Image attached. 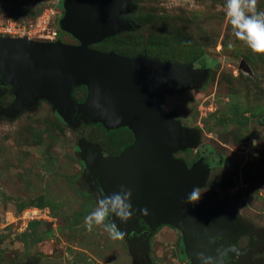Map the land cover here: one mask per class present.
<instances>
[{"label":"rangeland","instance_id":"obj_1","mask_svg":"<svg viewBox=\"0 0 264 264\" xmlns=\"http://www.w3.org/2000/svg\"><path fill=\"white\" fill-rule=\"evenodd\" d=\"M134 1L130 16L140 27L91 47L207 66L199 86L166 95L162 106L200 132L198 145L177 155L192 164L204 151L211 160L195 204L203 210L222 204L239 214L248 225L238 239L244 248L264 235V55L236 39L226 0ZM63 2L0 0V26L34 21L49 7L60 19ZM257 10L264 12V0H257ZM59 118L47 101L15 117L0 116V264H190L181 252V232L170 225L155 230L141 259L125 237L112 240L103 226L85 229L97 197L88 194L92 182L84 177L79 144L88 140L116 151L132 136ZM255 254L264 256V250Z\"/></svg>","mask_w":264,"mask_h":264},{"label":"water","instance_id":"obj_2","mask_svg":"<svg viewBox=\"0 0 264 264\" xmlns=\"http://www.w3.org/2000/svg\"><path fill=\"white\" fill-rule=\"evenodd\" d=\"M137 7L134 0H64L59 27L77 44L0 34V99L7 85L15 96L9 105L0 103V116L15 117L47 101L71 126L99 123L107 130L132 131L134 142L120 154L106 155L101 144L88 140L79 144V154L96 197L97 184L106 194L121 185L132 189V218L127 223L114 215L110 219L125 233L136 259L148 253L149 239L162 225L181 232L190 264H201L197 253L218 257V250L229 244L234 254L241 253L237 240L248 225L239 214L224 205L203 210L185 202L188 193L206 184L210 166L204 157L190 165L176 156L196 147L200 132L162 106L166 95L199 86L207 67L91 47L139 28L127 17ZM81 86L87 89L84 101L75 97ZM145 207L147 215L139 212ZM232 263L233 258L222 261Z\"/></svg>","mask_w":264,"mask_h":264},{"label":"clouds","instance_id":"obj_3","mask_svg":"<svg viewBox=\"0 0 264 264\" xmlns=\"http://www.w3.org/2000/svg\"><path fill=\"white\" fill-rule=\"evenodd\" d=\"M224 7L226 18L232 26L236 39L244 42L253 54L264 55V12L257 10V0H226ZM96 193L97 207L85 217V229L91 232L95 227L103 226L110 239H123L125 233L110 217L114 215L122 223H127L132 218L136 211L131 203L132 189L121 185L118 192L106 194L104 188L97 184ZM200 196L199 187H196L187 194L185 202L196 203ZM148 211L146 207L139 209L144 215H147ZM106 220L109 222L105 223ZM230 251H235L232 245L218 250V257L197 253V258L201 264H216V262L222 264Z\"/></svg>","mask_w":264,"mask_h":264},{"label":"built area","instance_id":"obj_4","mask_svg":"<svg viewBox=\"0 0 264 264\" xmlns=\"http://www.w3.org/2000/svg\"><path fill=\"white\" fill-rule=\"evenodd\" d=\"M58 12L55 7H49L35 22L24 24L9 22L0 26V34L16 37L28 36L38 40H57L59 30L54 27V23L59 19Z\"/></svg>","mask_w":264,"mask_h":264},{"label":"flooded vegetation","instance_id":"obj_5","mask_svg":"<svg viewBox=\"0 0 264 264\" xmlns=\"http://www.w3.org/2000/svg\"><path fill=\"white\" fill-rule=\"evenodd\" d=\"M127 17L130 18L131 20H133V18H131V16H130V13L127 14ZM133 21H135V20H133ZM57 39H60V40L64 41V39H63L61 34L58 35ZM73 44H77V43H73ZM184 63H186V62H184ZM192 63H194L198 67H201V66L207 67L204 63H195V62H192ZM165 111H167V110H165ZM167 112H173V111H167ZM118 129H126L131 134L132 140L124 142L122 145H120V147L116 151H107V150H105L103 148L106 155H109V154L110 155L120 154L126 147H128L130 144H132L134 142V139H135L134 138V134L132 133V131L129 128L121 127V128H118ZM115 130H117V129H115ZM188 149H190V148H188ZM177 154L178 153H176V156L179 157ZM201 157H204V160H205L206 163H208L209 165L211 164V160H209V157L207 156V154L204 151L196 157L195 161L198 160ZM219 205H222V204H219ZM141 224L145 225V222L143 220H141ZM219 240H221V239H219ZM238 242H239V240H237V248L239 250H242V252L234 254L233 251H230L228 253L226 259L233 258V263L232 264H264V256H257L258 254H255L256 252L258 253V251L261 253V251L264 250V235L258 236L255 239H251V241L248 244V245H251V246L246 251H243V250H245L248 245L246 247H244V248H241L238 245ZM227 246L228 245H226L225 247H227ZM182 248H183V250L181 252L183 253L184 252V247H182Z\"/></svg>","mask_w":264,"mask_h":264},{"label":"trees","instance_id":"obj_6","mask_svg":"<svg viewBox=\"0 0 264 264\" xmlns=\"http://www.w3.org/2000/svg\"><path fill=\"white\" fill-rule=\"evenodd\" d=\"M38 18H39V16H38ZM37 18V19H38ZM37 19H35L34 21H30V22H35V21H37ZM29 22V23H30ZM137 23V22H136ZM55 24V23H54ZM56 26H57V28H58V30H59V35L60 34H62L63 33V31L60 29V27H59V24H58V21L56 22ZM139 24V23H138ZM112 39V37L111 38H108V39H106L103 43H105V42H108L109 40H111ZM103 43H100V44H103ZM177 62H179V61H177ZM182 63H184V62H182ZM5 88L7 89V92L2 96V98L0 99V103L2 104V105H8V104H10L13 100H14V98H15V96L10 92V86H5ZM81 89H85L84 91V94H83V96H82V98H77V91L78 90H81ZM86 95H87V89H86V87L85 86H81L80 88H78V89H76V91H75V97L79 100V101H84V99L86 98ZM60 119V118H59ZM60 121L63 123V124H65L64 123V121L62 120V118L60 119ZM83 125V124H82ZM95 125H97V126H100L101 128H104L101 124H95ZM104 129H106V128H104ZM81 163L82 164H84V162H83V160H81ZM88 194L89 195H91V196H93V192H92V190L89 188L88 189ZM181 243H182V241H181ZM182 247H183V244H182ZM182 255L184 256V257H186V255H185V253L183 252L182 253Z\"/></svg>","mask_w":264,"mask_h":264}]
</instances>
